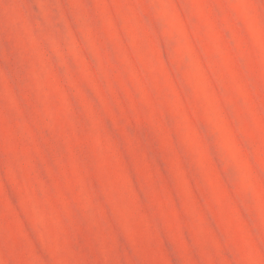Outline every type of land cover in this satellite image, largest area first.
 I'll use <instances>...</instances> for the list:
<instances>
[{
	"label": "rangeland",
	"instance_id": "rangeland-1",
	"mask_svg": "<svg viewBox=\"0 0 264 264\" xmlns=\"http://www.w3.org/2000/svg\"><path fill=\"white\" fill-rule=\"evenodd\" d=\"M0 264H264V0H0Z\"/></svg>",
	"mask_w": 264,
	"mask_h": 264
}]
</instances>
